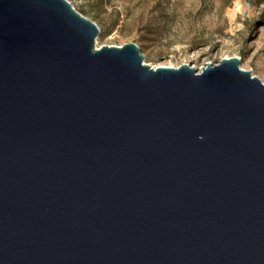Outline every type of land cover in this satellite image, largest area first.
<instances>
[{"label":"water","instance_id":"obj_1","mask_svg":"<svg viewBox=\"0 0 264 264\" xmlns=\"http://www.w3.org/2000/svg\"><path fill=\"white\" fill-rule=\"evenodd\" d=\"M98 32L0 0V264H264V84Z\"/></svg>","mask_w":264,"mask_h":264},{"label":"rangeland","instance_id":"obj_2","mask_svg":"<svg viewBox=\"0 0 264 264\" xmlns=\"http://www.w3.org/2000/svg\"><path fill=\"white\" fill-rule=\"evenodd\" d=\"M99 29L95 47L134 42L150 66L237 56L264 84V0H68Z\"/></svg>","mask_w":264,"mask_h":264},{"label":"bare ground","instance_id":"obj_3","mask_svg":"<svg viewBox=\"0 0 264 264\" xmlns=\"http://www.w3.org/2000/svg\"><path fill=\"white\" fill-rule=\"evenodd\" d=\"M158 66H167L165 64H158V65H154L153 67H158Z\"/></svg>","mask_w":264,"mask_h":264}]
</instances>
